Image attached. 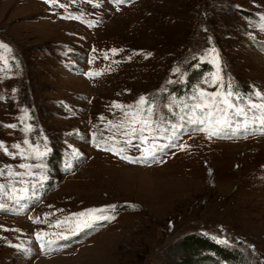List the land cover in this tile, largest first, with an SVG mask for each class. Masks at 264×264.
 <instances>
[{"label":"rangeland","instance_id":"374dc122","mask_svg":"<svg viewBox=\"0 0 264 264\" xmlns=\"http://www.w3.org/2000/svg\"><path fill=\"white\" fill-rule=\"evenodd\" d=\"M0 45V264H264V0H0Z\"/></svg>","mask_w":264,"mask_h":264},{"label":"snow or ice","instance_id":"6c2138e0","mask_svg":"<svg viewBox=\"0 0 264 264\" xmlns=\"http://www.w3.org/2000/svg\"><path fill=\"white\" fill-rule=\"evenodd\" d=\"M46 3L49 4H54L57 2V0H45ZM89 3L92 2V0H88ZM116 3H124L126 2V0H115ZM63 6V5H61ZM4 46L0 45V49H3ZM117 50L116 49H112V52L115 53ZM0 59H3V57H0ZM201 95H203V93H201ZM231 95V94H230ZM209 100H212L211 97L208 98ZM141 103H146V101L144 100V98H141ZM225 105H227V101H224L223 105L217 104L215 101H212L210 104L205 105L204 107L207 109L206 114L203 115L202 118L200 119H194L189 117L186 121V123L191 124V125H200V127H196L195 130L196 131H208L210 136H223L227 134L228 130H231L233 128H236V131H241L238 127L237 124L238 123H244L246 125V127L243 129V131H247V121H246V114L245 117L242 118L241 120L234 121L233 119H231L229 117V112L230 111H234V109L232 108L231 105H227V107H225ZM185 107L187 108L188 106L185 105ZM250 107H257L256 105H251ZM260 109H264V104H260L258 106ZM195 109H201L202 105L201 104H195L194 106ZM149 114H150V109L148 110ZM219 113V115H215V113ZM240 112H244V110H240ZM240 112H236L235 115L236 116H240ZM181 120H184V117H181ZM208 123L210 125L209 129H206L204 127H202L204 124ZM185 125L182 123L180 125V128H183ZM8 127L11 128H15L16 125H9ZM253 132H255L257 130V121L255 119V114H254V119H253V128H252ZM259 130L264 131V118H261L259 121ZM235 134V133H233ZM25 143H28V141H25ZM130 143V142H129ZM174 144H168L166 145V147H174ZM15 149H19L21 147V145L17 144V145H13L12 146ZM120 151L122 152L123 149H120ZM164 151V149L162 148H158L157 152L154 153H150V157L152 160H155L156 155L158 153H162ZM15 155V154H13ZM149 158V156H142L139 160H130L129 162H141V161H146ZM121 159H129L127 156H121ZM0 175H2V173H0ZM2 187V186H0ZM25 191H27V189H25ZM33 195H35V191H34V186H33ZM17 203H19V201H17ZM0 208H3V205L0 204ZM110 209H91L89 210L90 212L93 213H106L108 212ZM80 215H86L85 213H81ZM108 219L109 217L107 215H103V216H97V220L99 219ZM84 226L91 228L93 226V224L88 223L87 221L84 222ZM67 238V237H65ZM37 239H40L39 234H37ZM222 243H228L226 240L221 241ZM49 245H51L53 242L49 241L48 242Z\"/></svg>","mask_w":264,"mask_h":264},{"label":"trees","instance_id":"16d2710c","mask_svg":"<svg viewBox=\"0 0 264 264\" xmlns=\"http://www.w3.org/2000/svg\"><path fill=\"white\" fill-rule=\"evenodd\" d=\"M174 246L193 258L191 263L181 260L178 264H248L244 255L236 248L218 244L201 233L186 235Z\"/></svg>","mask_w":264,"mask_h":264}]
</instances>
